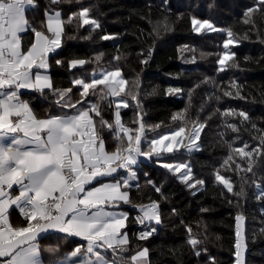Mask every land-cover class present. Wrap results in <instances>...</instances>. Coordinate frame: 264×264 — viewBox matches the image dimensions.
Here are the masks:
<instances>
[{
	"label": "trees",
	"instance_id": "1",
	"mask_svg": "<svg viewBox=\"0 0 264 264\" xmlns=\"http://www.w3.org/2000/svg\"><path fill=\"white\" fill-rule=\"evenodd\" d=\"M33 1L23 50L37 30L48 32L47 12L63 21L47 58L51 87L21 91L34 117L89 112L122 158L140 129L145 152L175 128L185 135L179 153L134 165L137 177L125 184L130 237L115 248L118 261L133 264L145 247L150 264H235L242 215L245 264H264V0ZM113 72L124 85H113ZM194 134L199 149L186 150ZM187 160L185 179L162 164ZM136 214L153 235H138ZM39 245L52 263L84 243L53 234Z\"/></svg>",
	"mask_w": 264,
	"mask_h": 264
},
{
	"label": "crops",
	"instance_id": "2",
	"mask_svg": "<svg viewBox=\"0 0 264 264\" xmlns=\"http://www.w3.org/2000/svg\"><path fill=\"white\" fill-rule=\"evenodd\" d=\"M34 5L33 0H0V71L9 75L0 79V219L7 225L0 229V261L124 264L115 248L129 242L125 184L134 180L130 174L137 162L129 152L122 158L107 150L89 112L36 118L22 100L23 90L51 87L47 58L60 47L63 31L61 12H47L49 33L37 30L34 43L23 50L20 36L30 27L27 9ZM66 157L75 166L73 184L60 166ZM55 197H60L56 211L45 218L44 203ZM22 206H30L31 213L24 215ZM53 234L72 236L83 248L47 263L39 239ZM132 263L150 264L145 247L133 254Z\"/></svg>",
	"mask_w": 264,
	"mask_h": 264
},
{
	"label": "rangeland",
	"instance_id": "3",
	"mask_svg": "<svg viewBox=\"0 0 264 264\" xmlns=\"http://www.w3.org/2000/svg\"><path fill=\"white\" fill-rule=\"evenodd\" d=\"M195 25L197 29H201L202 26H210L209 23L202 22L195 20ZM232 41V40H230ZM226 59V57H225ZM108 77L111 81H113V85H116L117 83H120V76L119 72H113L109 73ZM121 85H124L123 82H121ZM184 132L180 128H175L171 130L169 133H166L160 137L155 138L153 140V150L154 152H160L159 155H167L168 153H179L182 151V143L184 142ZM198 135L194 134L190 137L189 142L186 144L185 149L186 150H197L198 148ZM167 153V154H166ZM176 154V153H174ZM132 164V162H131ZM163 165L169 167L172 170L178 171L183 179L190 178L191 177V167H190V161H177V162H170L168 164L162 163ZM130 166V165H128ZM130 170V168H129ZM134 173L131 172V179H135L137 177L136 167L134 168ZM151 207H147L145 211L147 213L149 212V215H152ZM244 217L242 215L238 216V229H237V251H236V261L235 264H245V257L247 254L246 249V241H245V233H244ZM70 257V256H68Z\"/></svg>",
	"mask_w": 264,
	"mask_h": 264
},
{
	"label": "built area",
	"instance_id": "4",
	"mask_svg": "<svg viewBox=\"0 0 264 264\" xmlns=\"http://www.w3.org/2000/svg\"><path fill=\"white\" fill-rule=\"evenodd\" d=\"M8 77H9L8 73L0 71L1 80H4ZM102 166H105V164H103ZM61 168L66 173V181L68 182V184H73L77 180V174L75 171L73 161L69 157H66L63 161H61ZM59 198L60 197L50 198L47 202L44 203V211L46 217H50L51 215L54 214V212L56 211L55 205L59 201ZM81 207L82 204H79L75 207V209L77 210L80 209ZM22 211L26 214L30 213L31 207L24 206L22 207ZM136 219H137V228H138L137 230L139 236L147 237L153 234L152 228L149 227L150 222L148 219H145L140 214H136ZM5 227H7L6 223H4V221L0 219V229ZM0 264H3V262L0 261Z\"/></svg>",
	"mask_w": 264,
	"mask_h": 264
},
{
	"label": "water",
	"instance_id": "5",
	"mask_svg": "<svg viewBox=\"0 0 264 264\" xmlns=\"http://www.w3.org/2000/svg\"><path fill=\"white\" fill-rule=\"evenodd\" d=\"M133 155L140 163H152L156 157L160 156L155 152L144 151V133L142 129L139 130L138 137L133 148Z\"/></svg>",
	"mask_w": 264,
	"mask_h": 264
}]
</instances>
